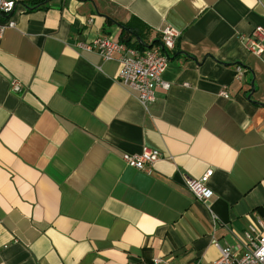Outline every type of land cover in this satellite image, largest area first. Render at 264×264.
Segmentation results:
<instances>
[{
    "label": "crops",
    "instance_id": "crops-1",
    "mask_svg": "<svg viewBox=\"0 0 264 264\" xmlns=\"http://www.w3.org/2000/svg\"><path fill=\"white\" fill-rule=\"evenodd\" d=\"M22 1L0 39V264H215L264 222V51L244 42L264 0ZM166 26L171 88L148 107L78 47L152 46ZM144 147L152 175L122 159ZM209 170L202 203L184 183Z\"/></svg>",
    "mask_w": 264,
    "mask_h": 264
},
{
    "label": "built area",
    "instance_id": "built-area-1",
    "mask_svg": "<svg viewBox=\"0 0 264 264\" xmlns=\"http://www.w3.org/2000/svg\"><path fill=\"white\" fill-rule=\"evenodd\" d=\"M22 3V0H0V39L8 29L16 26L13 15L17 8H24ZM179 35L178 30L166 26L161 31L160 42L143 50L108 36L97 37L89 43L79 42L78 47L98 54L104 61L118 60L121 64L118 76L120 84L134 93L144 107H148L156 101L157 89L168 91L171 88V84L166 82L163 76L170 64L168 53L175 49ZM244 42L251 52L262 54L264 30L257 29L253 35L244 37ZM10 90L14 94L23 95L28 91V87L12 76ZM221 95L229 97L226 90H223ZM122 159L127 166L152 175L154 166L163 159V155L158 150L144 147L140 153H124ZM213 173V170H209L199 178L185 180L186 189L202 203L209 202L211 198L209 181ZM216 245L221 256L215 264H264V222L257 219L255 224H251L245 232V241L236 247H220L217 243ZM152 264L172 263L163 257H155Z\"/></svg>",
    "mask_w": 264,
    "mask_h": 264
},
{
    "label": "trees",
    "instance_id": "trees-1",
    "mask_svg": "<svg viewBox=\"0 0 264 264\" xmlns=\"http://www.w3.org/2000/svg\"><path fill=\"white\" fill-rule=\"evenodd\" d=\"M28 10H30V8L28 7ZM121 43H124V44H126V45H129V43L130 42H126L125 40H122V41H120ZM138 49H140V50H143L144 48L143 47H141L140 45H137L136 46ZM169 55V54H168Z\"/></svg>",
    "mask_w": 264,
    "mask_h": 264
},
{
    "label": "water",
    "instance_id": "water-1",
    "mask_svg": "<svg viewBox=\"0 0 264 264\" xmlns=\"http://www.w3.org/2000/svg\"><path fill=\"white\" fill-rule=\"evenodd\" d=\"M144 48H150L151 46L142 45Z\"/></svg>",
    "mask_w": 264,
    "mask_h": 264
}]
</instances>
